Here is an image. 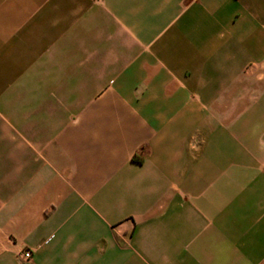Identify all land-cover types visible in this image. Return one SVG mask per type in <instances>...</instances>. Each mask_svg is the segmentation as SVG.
<instances>
[{"label": "crops", "instance_id": "crops-1", "mask_svg": "<svg viewBox=\"0 0 264 264\" xmlns=\"http://www.w3.org/2000/svg\"><path fill=\"white\" fill-rule=\"evenodd\" d=\"M0 264H264V0H0Z\"/></svg>", "mask_w": 264, "mask_h": 264}, {"label": "built area", "instance_id": "built-area-1", "mask_svg": "<svg viewBox=\"0 0 264 264\" xmlns=\"http://www.w3.org/2000/svg\"><path fill=\"white\" fill-rule=\"evenodd\" d=\"M19 257H20L22 260L28 261V260H30L31 255H30L29 252H21V253L19 254Z\"/></svg>", "mask_w": 264, "mask_h": 264}]
</instances>
